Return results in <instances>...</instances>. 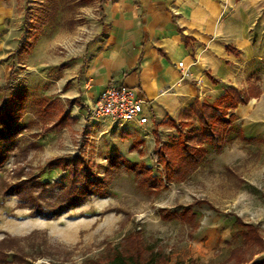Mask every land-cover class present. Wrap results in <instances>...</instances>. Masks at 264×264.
Returning a JSON list of instances; mask_svg holds the SVG:
<instances>
[{"label": "rangeland", "instance_id": "rangeland-1", "mask_svg": "<svg viewBox=\"0 0 264 264\" xmlns=\"http://www.w3.org/2000/svg\"><path fill=\"white\" fill-rule=\"evenodd\" d=\"M107 8L105 0H18L10 24L19 25L22 37L32 26L39 27L47 45L45 56L58 61L64 57L87 60L88 45L99 36L100 24L106 22V30L109 27ZM17 39L16 34L4 37L0 33V106L12 103L23 88L30 92L19 104L20 125L26 129L11 142L0 143L7 157L0 167V248L7 264H91L134 234L168 257L167 264H247L264 258L259 247L243 242L241 227L236 225L237 218L253 225L264 243V60L252 62L230 82L221 83L223 89L241 91L251 79L261 90L258 98L233 111L236 121L221 153L209 152L186 180L153 189L124 167L111 172L107 158L123 157L164 183L163 166L152 156L156 147L176 143L178 135L171 124L163 122L167 129L163 141L154 132L153 138L132 145V157L123 152L130 141L110 120L85 119L58 132L42 133L43 126L56 123L63 113L71 118L81 115L73 106L79 103L42 110L33 79L45 75L52 79L63 66L52 64L54 68L41 74L32 63L22 67L26 53L16 49L8 54L15 49L12 40ZM223 89L199 102L213 103ZM53 97L44 98L52 101ZM189 125L184 136L198 130L196 120ZM78 154L99 178L112 177L105 197H88L59 218L44 221L31 217L18 197L4 194L5 188L28 179L66 184L67 174L47 169V163ZM35 191L45 208L54 205L57 189Z\"/></svg>", "mask_w": 264, "mask_h": 264}, {"label": "crops", "instance_id": "crops-1", "mask_svg": "<svg viewBox=\"0 0 264 264\" xmlns=\"http://www.w3.org/2000/svg\"><path fill=\"white\" fill-rule=\"evenodd\" d=\"M105 3L109 27L106 30L107 23L100 24L99 36L88 45L87 60L64 57L58 61L50 54L45 56L47 45L39 36L20 63L26 67L32 63L39 74L57 63L63 66L52 79L45 78L46 75L34 77L33 92L42 99L54 95L61 106L65 102L79 103L78 107L73 103L81 112L76 116L77 122H84L83 109L88 111L107 87L124 88L139 95L145 102L148 124H116L130 141L123 148L126 156L132 157V145L153 138L154 132L163 141L162 133L167 131L163 122L176 119L195 99L203 101L221 93V84H213L208 73L221 83L230 82L252 62L264 60V0ZM17 6L18 0H0V33L4 37H18L12 40L11 48L15 49L8 54L17 49L22 38L19 25L10 24ZM184 36L190 38L187 45ZM226 46L237 50L239 56L227 52ZM179 63H183L182 70ZM28 92L23 88L21 95L26 97Z\"/></svg>", "mask_w": 264, "mask_h": 264}, {"label": "trees", "instance_id": "trees-1", "mask_svg": "<svg viewBox=\"0 0 264 264\" xmlns=\"http://www.w3.org/2000/svg\"><path fill=\"white\" fill-rule=\"evenodd\" d=\"M39 36V27L32 26L19 41L17 52L27 53L37 42ZM184 41L187 45L190 38L184 36ZM226 51L239 56V52L230 46H226ZM207 77L213 84H221L209 73ZM260 94V88L250 79L245 89L241 91L236 88H224L222 94L211 104L201 103L195 99L188 108L179 114L176 122L165 121L164 125L171 124L178 136L175 144L156 147L152 156L155 162L161 163L163 166L164 183L157 178L150 177L149 170L145 167L133 164L120 156L107 158L110 171L116 172L124 167L139 175V182L142 185L153 189L186 180L204 162L209 152L221 153L227 137L234 128L236 117L233 111L238 106L247 105L251 99L258 98ZM23 99V95H17L13 97L12 103L0 106V143L11 142L26 129L20 125L22 111L19 104ZM40 105L44 111L54 110L57 105L61 106L57 98L52 101L41 99ZM192 119L198 122V130L191 136H184V130L190 126L189 121ZM76 122V118H71L69 114L63 113L56 123L51 126H43L42 133L58 132ZM6 158L0 148V167L5 163ZM88 164L79 154L53 159L47 163V169H58L61 173H66V184L61 182L38 184L34 182V179H28L5 188L4 194L18 197L22 206L30 210L31 217L44 221L55 220L69 210L78 207L88 197L103 198L106 196V190L112 182V177L99 178L91 171ZM38 189L44 193H50L53 189H57L52 207L45 208L37 198L38 196H34L35 190ZM236 225L241 227L239 234L245 244L259 247L260 252L264 251V243L256 227L245 224L238 218ZM168 261V257L161 251H154L153 248L147 247L143 239L134 234L125 239L120 247L107 250L105 256L91 264H167ZM7 263V255L0 248V264ZM247 264H264V258L249 260Z\"/></svg>", "mask_w": 264, "mask_h": 264}, {"label": "built area", "instance_id": "built-area-1", "mask_svg": "<svg viewBox=\"0 0 264 264\" xmlns=\"http://www.w3.org/2000/svg\"><path fill=\"white\" fill-rule=\"evenodd\" d=\"M178 68L182 70L183 63H179ZM144 106L145 102L139 95L124 88L107 87L89 106L86 121L110 120L115 123H135L142 127L148 124Z\"/></svg>", "mask_w": 264, "mask_h": 264}]
</instances>
